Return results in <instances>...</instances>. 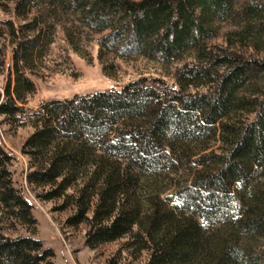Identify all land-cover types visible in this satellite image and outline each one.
I'll list each match as a JSON object with an SVG mask.
<instances>
[{"label":"trees","instance_id":"1","mask_svg":"<svg viewBox=\"0 0 264 264\" xmlns=\"http://www.w3.org/2000/svg\"><path fill=\"white\" fill-rule=\"evenodd\" d=\"M0 9V38L12 44L0 121L31 125L25 183L69 211L64 225H85V246L122 239L107 264L122 250L141 264H264V0H0ZM66 15L77 35L98 34L99 57L177 62L172 82L139 74L26 105L29 72ZM222 22L231 28L221 34ZM63 32L77 48L79 36ZM12 159L0 144V206L30 233L0 227V264H53Z\"/></svg>","mask_w":264,"mask_h":264},{"label":"rangeland","instance_id":"2","mask_svg":"<svg viewBox=\"0 0 264 264\" xmlns=\"http://www.w3.org/2000/svg\"><path fill=\"white\" fill-rule=\"evenodd\" d=\"M7 16L8 14L0 9V18ZM64 16L60 15L62 18ZM65 18L63 30H71L77 35L78 22L72 15H66ZM230 28L228 22H222L219 24V33H225ZM63 30L61 27L54 29L52 41L47 45L40 63L29 72L36 87L32 96L27 97L26 105L32 108H37L42 100L51 97H65L75 92L118 87L139 74L159 75L168 82L173 80V68L177 62H174L173 66L171 63L164 65L132 54L121 57L110 51L100 52L99 57L95 40L98 34L89 33L82 36L80 33L77 35L80 42L75 48L67 42ZM11 46L6 38H0V58L3 60L0 71V100L3 86L8 77L12 76ZM31 130V125L26 122L10 127L0 121V144L13 154L10 165L12 183L21 188L24 197L32 204L31 213L36 219L33 235L41 240L43 246H49L53 250V264H107L108 260L116 255L122 239L104 242L93 249L88 248L83 243L85 225H64L69 211L53 209L55 201L37 199L33 190L26 185V157L20 152V147ZM0 227L2 232L9 236L30 233L25 225L13 219L2 206ZM120 256L122 259L118 260L119 264H141L143 260V257L131 260L123 250Z\"/></svg>","mask_w":264,"mask_h":264}]
</instances>
